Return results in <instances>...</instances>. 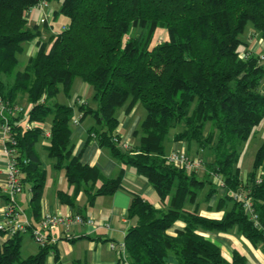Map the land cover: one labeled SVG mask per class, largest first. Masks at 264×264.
Instances as JSON below:
<instances>
[{
	"label": "trees",
	"instance_id": "16d2710c",
	"mask_svg": "<svg viewBox=\"0 0 264 264\" xmlns=\"http://www.w3.org/2000/svg\"><path fill=\"white\" fill-rule=\"evenodd\" d=\"M41 1L0 0V95L12 106L21 94L31 103L27 116L11 114L9 120L21 181L24 188L30 184L34 216L41 218L46 183L36 144L49 117L47 150L55 167L65 169L75 185V195L86 185L93 204L97 196L113 194L122 186L123 170L96 188L99 169L73 155L72 123L79 110V120L95 118L90 138L134 167L163 202L169 199L168 208H157L134 194L128 210L134 223L125 236L131 264H170L171 253L179 264H245V256L236 249L232 262L227 261L221 247L199 230L226 232L237 227L253 245L264 248V139L246 181L239 166L240 144L264 119V54L246 49L242 39L250 27L264 37V0H45L59 2L55 13L68 19L65 28L47 40L40 26H28V12ZM161 29L165 39L153 43ZM33 41L37 51L22 68L24 44ZM76 78L93 87L95 107L53 101L61 90L69 95ZM136 103L146 110L134 132L139 144L123 149L117 111L125 106L130 111ZM209 123L211 130L206 131ZM178 126L182 129L173 133ZM170 140L196 142L200 149L212 151L205 177L168 161ZM213 173L222 177L226 188L217 204L225 209L220 219L201 215L197 204L206 187L207 199L217 192ZM230 190L251 198L257 225ZM59 195L74 204L73 197ZM187 203L195 209L187 210ZM178 220L185 222L184 229L170 233ZM22 241V234H16L0 244V264H46L51 251L56 253L53 264H58L54 244L40 246L24 258Z\"/></svg>",
	"mask_w": 264,
	"mask_h": 264
},
{
	"label": "crops",
	"instance_id": "0c3cea01",
	"mask_svg": "<svg viewBox=\"0 0 264 264\" xmlns=\"http://www.w3.org/2000/svg\"><path fill=\"white\" fill-rule=\"evenodd\" d=\"M49 4L50 6L47 8H33L27 14L28 26H40L44 39L51 34H57L68 23V20L63 15L55 13L59 9L60 3L55 1ZM45 15L49 17L43 22L42 19ZM242 39L246 42V49L256 54H264V37L260 36L252 27L248 28L245 34H243ZM24 46V50H27V58L29 59L30 56L36 53L37 45L33 41L24 44ZM27 58L22 68L26 65ZM93 93L94 91L86 82L80 78H76L70 94L67 95L61 90L53 101L71 106H74L77 102L79 104L88 103L92 107H95L96 105L92 103ZM21 101H25V116H27L31 103L22 94L19 95L17 103H21ZM145 114L146 112L140 103H136L130 111L126 110V106L117 111L120 120L117 127V132L121 138L120 147L126 149L138 146L140 136H135L134 132L144 119ZM81 115L82 112L77 110L75 117L80 118ZM94 125H96V121L92 115L84 117L77 124L72 123L71 139L74 145L73 155L78 156L84 164L96 166L99 169L101 180L97 182L96 188L99 187L102 180L115 178L122 170L123 179L122 186L119 189L113 194L97 196L93 204H89V198L84 189L87 187L86 185H84L77 195L74 194L75 185L68 181L65 169L56 168V160L48 153L47 148L51 144V117L47 118L42 124L43 132L36 144V151L46 172V183L40 203L41 216L47 213L52 215L81 214L84 217L93 219L92 224L73 225L69 231H65L63 227L59 226L52 232L51 235L55 239L53 244L55 245V250H57L58 264H71L75 260H81L87 264H120V255L116 249L111 247V244L124 242L128 227L134 223L133 220L128 218V210L134 194H140L149 199L157 208H168L169 199L163 202L153 185L140 175L134 167L123 164L113 156L109 148L101 147L98 140L89 137L88 130ZM184 149H187L193 156L195 154L198 156L199 153L200 157L202 152L206 151V149H200L196 142L189 143L172 140V143L169 142L167 146V156L173 150ZM7 161L8 155L5 152V141L0 119V187L5 182ZM202 170L200 169L197 174L200 178L206 176ZM211 178L213 179V177ZM213 183H215L214 180ZM208 189L209 187H206L204 190L207 191ZM221 189L218 187L217 192L210 199L206 198V192H200L197 204L201 215L215 219H220L223 216L225 209L217 207L219 198L226 194L225 190H222L221 193ZM60 192L73 197L74 204L63 202L59 195ZM30 200V184H26L23 193L17 194L16 202L29 221L37 224L38 218L32 213ZM4 203L5 199H0V219ZM25 205H27L29 211H25ZM186 209L193 211L195 205L187 203ZM184 227L185 222L178 220L169 231L172 234H176L178 230H182ZM199 232L220 246L223 256L229 262H232L233 253L236 249L245 256V264H264V248L253 245L249 239L238 231L237 227L226 232L204 229H200ZM1 236L4 237L2 238ZM22 236V257L26 258L40 250L39 243L33 238L31 233L27 232L22 234ZM6 239L7 236L1 234L0 244ZM55 255L56 253L51 251L47 256L46 264H53L56 260ZM169 263L179 264L174 253L169 255Z\"/></svg>",
	"mask_w": 264,
	"mask_h": 264
},
{
	"label": "built area",
	"instance_id": "2783aa9c",
	"mask_svg": "<svg viewBox=\"0 0 264 264\" xmlns=\"http://www.w3.org/2000/svg\"><path fill=\"white\" fill-rule=\"evenodd\" d=\"M49 3L45 0L34 8H47ZM33 9V8H32ZM31 9V10H32ZM30 10V11H31ZM29 11V12H30ZM47 20V17L45 18ZM44 18L42 21H45ZM261 59L264 60V55H261ZM13 111L22 113L23 107L15 104L12 106L9 102H6L0 95V119L1 130L5 141V152L8 155V161L5 169V182L0 187V199H5V203L1 210L0 230L10 238L16 234L31 233L33 238L39 243L40 246L53 244L55 239L52 237V232L59 226L63 227L65 231H69L73 225L92 224L93 219L90 217H84L81 214H43L37 224H33L25 216L23 210L18 206L16 202L17 194L24 191V185L21 181V171L17 166V150L15 148L16 140L11 133V125L9 120V114ZM26 112H24L25 115ZM13 114V113H12ZM16 115V114H14ZM79 122L78 117L73 118V123ZM95 137V134H92ZM118 141V139H115ZM128 147V146H126ZM168 161L174 165L187 170L201 169L203 167L202 160L200 158H191L184 150H173L168 156ZM213 180L219 187L225 188V183L219 174L213 173ZM258 181H261L260 174ZM231 196L243 203L245 213L258 224V216L254 209L251 198L245 192H228ZM111 247L118 251L120 255V261L123 264H131L127 245L124 242L112 243Z\"/></svg>",
	"mask_w": 264,
	"mask_h": 264
},
{
	"label": "rangeland",
	"instance_id": "374dc122",
	"mask_svg": "<svg viewBox=\"0 0 264 264\" xmlns=\"http://www.w3.org/2000/svg\"><path fill=\"white\" fill-rule=\"evenodd\" d=\"M50 6V4H49ZM48 6V7H49ZM56 6V5H55ZM54 6V7H55ZM47 16L45 15L44 16V20ZM49 17V16H48ZM47 17V19H48ZM64 18L67 19V17H65L63 15ZM47 36V35H46ZM49 36H47L45 39L47 40ZM166 37V31L164 29H161V30H158L156 33H155V36L153 38V43H159L161 41H163ZM28 43V42H27ZM26 44V43H25ZM26 46V45H25ZM27 51V50H26ZM26 51L24 50V53L22 55H20V60H21V66L23 65V63L26 61V58H27V53ZM29 53V52H28ZM28 59V58H27ZM81 79V78H80ZM82 80V79H81ZM88 84V83H87ZM89 85V84H88ZM90 88H92L93 90V87L91 85H89ZM94 91V90H93ZM25 101H21V103H17L18 106H21L23 107V110L22 113L24 114L26 108H25ZM92 103H94L92 101ZM95 104V103H94ZM93 104V105H94ZM143 109L145 110V108L143 107ZM146 112V110H145ZM13 114H18V112L16 111H13L12 112ZM11 113V114H12ZM9 114V116L11 115ZM182 129V126H178L177 128L173 129V133L178 131V130H181ZM211 130V124L209 123L207 126H206V131H210ZM172 133V132H171ZM263 139H264V119L263 121L260 123L259 126L256 127V129L254 130V133L251 135V137L249 138V140L247 141H244L240 144V151H241V158H240V161H239V166L241 167L242 169V172H243V179L244 181H246L247 177H248V173L250 172V170L252 169V164H253V160H254V156H255V153H256V150L257 148L261 145V143L263 142ZM170 142L172 143V140H170ZM185 152L188 153V155H192L190 156L191 158H200L202 160V163H203V167L201 169L202 172H205V174H207V171H206V167H205V163L208 162V161H211L213 160V153L210 149H206V151H203L202 152V155L201 157L199 156V153H198V156L197 154H195L193 156V154H191L187 149L185 150ZM190 153V154H189ZM199 170L200 169H195L193 171H195L197 174L199 173ZM203 175V174H202ZM202 177V176H201ZM212 177V176H211ZM213 180V179H212ZM216 186H218L216 183H214ZM219 187V186H218ZM221 188V187H220ZM222 190H225L226 192V188H223L221 189V193H222ZM204 192H206L205 190H203ZM201 191V192H203ZM23 193V192H22ZM221 195V194H220ZM25 211H29L28 210V207L27 205H25ZM5 235V234H4ZM2 238L4 236H1Z\"/></svg>",
	"mask_w": 264,
	"mask_h": 264
}]
</instances>
